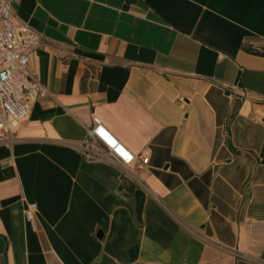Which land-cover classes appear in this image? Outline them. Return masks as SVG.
<instances>
[{
    "label": "crops",
    "instance_id": "1",
    "mask_svg": "<svg viewBox=\"0 0 264 264\" xmlns=\"http://www.w3.org/2000/svg\"><path fill=\"white\" fill-rule=\"evenodd\" d=\"M10 10L46 93L0 134V264H264V0ZM93 118L132 165L83 156Z\"/></svg>",
    "mask_w": 264,
    "mask_h": 264
},
{
    "label": "built area",
    "instance_id": "2",
    "mask_svg": "<svg viewBox=\"0 0 264 264\" xmlns=\"http://www.w3.org/2000/svg\"><path fill=\"white\" fill-rule=\"evenodd\" d=\"M11 0H0V134L9 133L30 113L35 101L46 89L28 71V56L40 45L38 34L18 20L10 10ZM89 141L81 146L87 160L97 158L101 148L120 165L135 162V155L122 145L100 122L93 118L87 131ZM147 162L146 157H142ZM36 205L24 209L33 224Z\"/></svg>",
    "mask_w": 264,
    "mask_h": 264
}]
</instances>
